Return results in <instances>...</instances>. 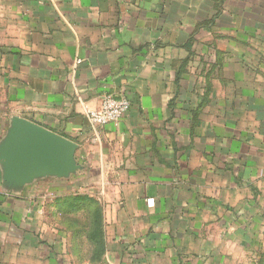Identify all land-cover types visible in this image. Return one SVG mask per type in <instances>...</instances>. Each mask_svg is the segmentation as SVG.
Here are the masks:
<instances>
[{
	"label": "crops",
	"instance_id": "obj_1",
	"mask_svg": "<svg viewBox=\"0 0 264 264\" xmlns=\"http://www.w3.org/2000/svg\"><path fill=\"white\" fill-rule=\"evenodd\" d=\"M106 95L129 110L93 127ZM17 118L77 169L17 186L0 163V249L61 264L82 228L87 264H228L264 231V0H0V145Z\"/></svg>",
	"mask_w": 264,
	"mask_h": 264
},
{
	"label": "water",
	"instance_id": "obj_2",
	"mask_svg": "<svg viewBox=\"0 0 264 264\" xmlns=\"http://www.w3.org/2000/svg\"><path fill=\"white\" fill-rule=\"evenodd\" d=\"M77 145L29 120L11 123L0 145L5 182L21 186L40 176L66 177L77 169Z\"/></svg>",
	"mask_w": 264,
	"mask_h": 264
},
{
	"label": "rangeland",
	"instance_id": "obj_3",
	"mask_svg": "<svg viewBox=\"0 0 264 264\" xmlns=\"http://www.w3.org/2000/svg\"><path fill=\"white\" fill-rule=\"evenodd\" d=\"M73 212V211H71ZM67 212L64 214H61V218L63 222H67V225H77L79 222L80 224L86 222L88 219L84 215L82 216L81 212H75L71 213ZM66 225L62 226L65 227ZM67 228V227H65ZM50 226L48 227L49 233H50ZM80 232L78 231V236H80L82 232V228H79ZM53 233V232H51ZM49 234L52 235V234ZM64 240L67 245V249L64 254V258L61 260V264H73L71 262H67L66 260H69L67 255H70L71 257H74L75 263L74 264H87V258L85 254H87L89 251H91L96 259L98 256L101 254L100 249V242H97L93 248H90L88 245L87 238L82 235L85 239H78L77 233H71L69 229H64ZM86 235V233H85ZM69 238H66V237ZM19 241L21 242L20 248L21 250L18 251V253L15 254L13 252L12 247H10V243L12 240L10 238L5 237L4 238V244L2 245L1 249L3 252V255L0 257V264H50V255L48 256L44 250H35L33 251L29 256L27 253V249L29 251V247L27 246L28 244L22 240L21 238H18ZM80 246V247H79ZM26 251V254H25ZM67 254V255H66ZM69 256V257H70ZM228 264H264V231L261 233V237L258 243V247L254 249L251 252H241L235 255V251L231 254L229 257Z\"/></svg>",
	"mask_w": 264,
	"mask_h": 264
},
{
	"label": "built area",
	"instance_id": "obj_4",
	"mask_svg": "<svg viewBox=\"0 0 264 264\" xmlns=\"http://www.w3.org/2000/svg\"><path fill=\"white\" fill-rule=\"evenodd\" d=\"M129 107L128 100L106 95L99 110L87 113V120L93 127L115 124L127 114Z\"/></svg>",
	"mask_w": 264,
	"mask_h": 264
}]
</instances>
